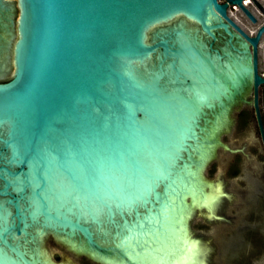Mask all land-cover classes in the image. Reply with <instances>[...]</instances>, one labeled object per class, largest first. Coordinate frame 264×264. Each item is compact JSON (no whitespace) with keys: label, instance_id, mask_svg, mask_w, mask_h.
<instances>
[{"label":"water","instance_id":"water-1","mask_svg":"<svg viewBox=\"0 0 264 264\" xmlns=\"http://www.w3.org/2000/svg\"><path fill=\"white\" fill-rule=\"evenodd\" d=\"M15 1L0 0V264H51L49 236L100 264H201L190 208L215 205L264 28L247 69L190 23L227 30L218 0Z\"/></svg>","mask_w":264,"mask_h":264},{"label":"rangeland","instance_id":"rangeland-1","mask_svg":"<svg viewBox=\"0 0 264 264\" xmlns=\"http://www.w3.org/2000/svg\"><path fill=\"white\" fill-rule=\"evenodd\" d=\"M246 122L232 120L224 145L218 180L223 194L212 209L195 206L190 210L191 238L199 242L198 258L204 264H264V175L259 178L248 169L245 155L238 151L256 161L262 162L264 157L254 136H247L250 125L246 128ZM214 214L220 220L206 216ZM43 246L51 264H100L52 236Z\"/></svg>","mask_w":264,"mask_h":264},{"label":"flooded vegetation","instance_id":"flooded-vegetation-1","mask_svg":"<svg viewBox=\"0 0 264 264\" xmlns=\"http://www.w3.org/2000/svg\"><path fill=\"white\" fill-rule=\"evenodd\" d=\"M220 5L228 4L227 17L230 23L223 18L222 23L228 28L213 30L215 39L207 35L200 24L190 22L194 29L198 30L203 40L212 46L214 50L225 55H235L243 59L245 68L253 67L254 45L250 40L258 38L264 28V0H242V7L238 4H230L227 0H218ZM214 24H218L215 23ZM257 74L264 80V31L260 34L256 44ZM254 69V68H253ZM245 83L239 89L234 104L231 107L229 117L237 120H246L247 136H254V143L260 148L264 157V82L256 85L254 70L244 72ZM231 93L234 90L231 89ZM245 132V131H244ZM245 135V133L243 134ZM253 143V140H249ZM245 155V163L257 177L264 175V161H256L244 151H238Z\"/></svg>","mask_w":264,"mask_h":264},{"label":"bare ground","instance_id":"bare-ground-1","mask_svg":"<svg viewBox=\"0 0 264 264\" xmlns=\"http://www.w3.org/2000/svg\"><path fill=\"white\" fill-rule=\"evenodd\" d=\"M16 3H17V1H16ZM222 194H223V187L221 186V184H218V185H217V191H216V199H215V201H217L218 198H219ZM199 207L205 208V207H203V206H199ZM191 208H192V207H191ZM191 208H190V210H191ZM210 211H211V210H210ZM211 213H212V212H211ZM211 213H210V214H211ZM191 240H192V243H193V246H194V249H195L196 255L199 257V251H200L199 242L196 241V240L193 239V238H191ZM46 253H47V252L44 251V255H45L46 259H47L50 263H52L51 260H50V256H48V254H47V256H46ZM112 262H113V264H124V263H120V262H118V263H117V262H114V261H112ZM201 264H204V263L202 262Z\"/></svg>","mask_w":264,"mask_h":264}]
</instances>
